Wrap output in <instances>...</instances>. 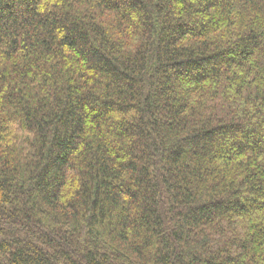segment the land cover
I'll return each mask as SVG.
<instances>
[{
  "label": "trees",
  "instance_id": "trees-1",
  "mask_svg": "<svg viewBox=\"0 0 264 264\" xmlns=\"http://www.w3.org/2000/svg\"><path fill=\"white\" fill-rule=\"evenodd\" d=\"M0 264H264V0H0Z\"/></svg>",
  "mask_w": 264,
  "mask_h": 264
}]
</instances>
